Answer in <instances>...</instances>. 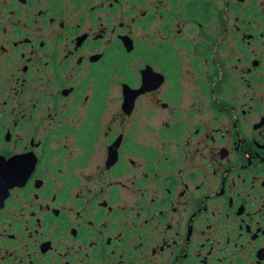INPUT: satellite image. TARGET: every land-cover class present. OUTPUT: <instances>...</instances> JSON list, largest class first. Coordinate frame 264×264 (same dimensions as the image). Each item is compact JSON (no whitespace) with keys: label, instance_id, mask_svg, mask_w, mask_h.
<instances>
[{"label":"flooded vegetation","instance_id":"af4514ba","mask_svg":"<svg viewBox=\"0 0 264 264\" xmlns=\"http://www.w3.org/2000/svg\"><path fill=\"white\" fill-rule=\"evenodd\" d=\"M0 264H264V0H0Z\"/></svg>","mask_w":264,"mask_h":264},{"label":"water","instance_id":"95a60500","mask_svg":"<svg viewBox=\"0 0 264 264\" xmlns=\"http://www.w3.org/2000/svg\"><path fill=\"white\" fill-rule=\"evenodd\" d=\"M138 93V92H137Z\"/></svg>","mask_w":264,"mask_h":264}]
</instances>
